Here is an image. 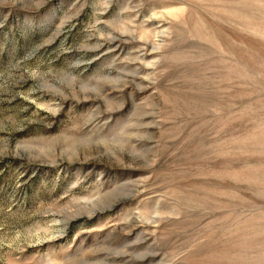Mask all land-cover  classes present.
Masks as SVG:
<instances>
[{
	"label": "rangeland",
	"instance_id": "1",
	"mask_svg": "<svg viewBox=\"0 0 264 264\" xmlns=\"http://www.w3.org/2000/svg\"><path fill=\"white\" fill-rule=\"evenodd\" d=\"M0 264H264V0H0Z\"/></svg>",
	"mask_w": 264,
	"mask_h": 264
}]
</instances>
